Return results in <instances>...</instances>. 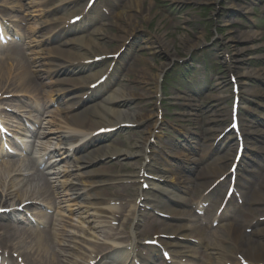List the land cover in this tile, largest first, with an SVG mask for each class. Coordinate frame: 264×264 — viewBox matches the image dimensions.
I'll return each mask as SVG.
<instances>
[{"label": "bare ground", "instance_id": "6f19581e", "mask_svg": "<svg viewBox=\"0 0 264 264\" xmlns=\"http://www.w3.org/2000/svg\"><path fill=\"white\" fill-rule=\"evenodd\" d=\"M153 7L154 5L152 2L146 5L144 3V0H131L126 4L121 13L115 16L114 21L110 24V27L108 29H102L98 32L99 36L101 37V41H96L91 38H83L81 40H75L74 42L79 43L86 49H91L93 47L99 49L100 51H103V54L106 55L116 53V51L118 50V46L112 49L108 47L107 43L112 41H116L118 43L119 41H123L125 38H128L129 34L132 35L133 33H135L139 24L141 23V18L144 21H149L152 18L151 11ZM111 27L112 29H110ZM256 38V33H249L245 31H239L236 38H230L232 42H236L232 54L234 60L233 62L236 63L241 61V59L243 60L244 53H246L248 49L253 47H240L238 46V44L241 45L242 43H251L254 42ZM181 40L182 43L186 45V47L192 48L198 45V40H196L197 42H193L186 35L182 36ZM154 42L155 41L150 42L149 47L151 45L153 46ZM189 42H191V44H189ZM56 52L59 56H63L70 60L77 58L76 53L71 50H56ZM9 54L12 60L16 63L17 70H15L13 73L12 69L6 65L5 61L0 59V93L5 92V94H13V92L20 90L18 89L19 85H31L33 82H35V78L38 76L37 74H35V71H33L30 66L31 60L22 57L19 53L15 51H11V53ZM169 55L171 56V58L176 57V54L171 51ZM166 65L167 64H164L159 67V70H157V72L155 73H152L150 71V66L147 64L137 67L135 65L132 67L131 73H133L134 80L135 82L139 83L140 88H143L144 90H149V88L152 87L153 80L155 82L158 81ZM31 75H33L34 78ZM238 75L239 77H241V80L245 82L251 76L260 77L261 73L259 70L256 69L247 72L238 71ZM223 83L224 82L219 84L220 88L224 87ZM247 92L250 95H254L251 89L247 90ZM144 94L145 93L136 92L134 88H129L126 90L125 94H117L116 98L108 101V103L118 101L122 103L121 105L127 106L131 103H135V100L137 98L143 97ZM214 97L215 101H221L224 100L225 96L218 93L214 95ZM134 105L137 104L135 103ZM249 111L250 108L247 107L245 109V115H248ZM150 115V113L148 114L147 112L142 110H114L108 108L105 105H98L80 114L73 113V116L71 118L73 119L72 125H74L75 128L80 130L81 128H85L86 130L94 128L93 131H95L98 128L102 127L100 125L103 124L102 121L104 119L109 120L108 123H112V126L114 124L130 125L141 123L144 120L151 122ZM212 120L214 119H210L209 122H211ZM160 126H162V123H160L159 120H156L153 123L152 129L148 130L147 138L146 140H144L143 143L146 148L151 146L150 139L155 136L154 131ZM253 133L261 134L262 137H264V131L258 130L254 131ZM212 138H209V143L205 148L204 154L211 150L213 145ZM121 153L122 151L117 147L109 148L108 146H99L93 151H91L90 155L87 158L80 159V166H84V164H93L97 161H100L101 159H107L108 157L112 156V154L120 155ZM181 153V150H179L176 154L179 155ZM248 154L252 156L251 152H248ZM149 157H151V155H149ZM201 158L203 159L204 157ZM223 159H225V157ZM142 166L143 167L141 168L147 169L146 165ZM218 166V164L214 163L213 168L216 167L215 169L211 171L202 170V172H200L197 177L215 174L217 173V171L221 172L225 168V166ZM3 169H6V167L0 169V206H13L15 205V203L18 204L17 202H24L38 198V192L42 187L45 186V182L42 181V178H40L39 176L36 178H29L28 183H30L31 188L16 192L15 190L17 189V187L24 184L25 179H18V177L15 176L17 171L11 172V174H9L8 171H5ZM182 172L183 169L181 167H178L174 171V173H176L177 175V178L179 179L182 176ZM11 175H14L15 177L10 179ZM103 178L105 180H108L110 179V175H104ZM180 182L182 183L181 185H179L180 187L187 185V182ZM92 183L97 184L98 182L92 180ZM207 184L208 183H203L193 191L195 198L201 197L200 188H205ZM251 192V203L264 204V177L262 180H259L257 188ZM256 210L257 209H254L252 210V212L243 211L242 217L236 218L234 222L227 227V232H225L223 237L220 239L221 246L224 247L226 250V252H224V256H229L234 260V252H236L241 254L247 261H250L252 263L264 262V229H254L253 237L246 236L245 233L242 231L243 225L247 223L252 224L251 221L253 217L251 216ZM86 214V220H88V222H90L89 219L92 217L95 219L93 221L94 224H111V221L116 219L112 216L108 217L105 214L90 215L88 212H86ZM82 225L84 226V228H86L84 224ZM87 228L89 229V235L95 237V239H98V234L91 232V230H95V226ZM7 230H9V227H7ZM163 231H168V229H163ZM5 237L7 239L8 237H15V241L18 244L17 247H15V250L18 251L23 257L25 256L29 264H89L90 260L97 258V255L99 253H101L102 251L105 252L106 250H108V248L113 249V252L108 254L112 256H116L117 254L121 253L125 254L127 252L126 248H119L113 245L115 240L114 238H119V234L113 231L107 234V240H110L112 242L111 245L106 248H103L102 250L99 248H97L96 250H91L90 247H87L85 248L87 250V253L82 252V245L78 244L79 242L76 241L74 238L65 236L64 238L58 240L57 234L54 233L46 232L45 234H41L32 231H27L25 230V228L15 227L8 231ZM83 240H85V238ZM93 253L96 254L95 257H92ZM128 253L130 255L129 251ZM209 263L214 264V261L211 260L209 261ZM220 264H223L222 260ZM238 264H240V262H238Z\"/></svg>", "mask_w": 264, "mask_h": 264}, {"label": "rangeland", "instance_id": "374dc122", "mask_svg": "<svg viewBox=\"0 0 264 264\" xmlns=\"http://www.w3.org/2000/svg\"><path fill=\"white\" fill-rule=\"evenodd\" d=\"M243 1L247 2L253 13L239 12L242 14V17L240 18V16H237L235 12V7L240 3V0H144L146 5L152 2L154 7L151 11L152 18L149 21H144L142 18L140 19L141 23L139 24L136 32L137 37H135L132 41L133 43H137V46L141 45V47H145L143 43H147V49L143 51V53L140 55L141 57H139L136 61V67L147 64L150 66V71L152 73L157 72V70H159L158 68L164 64H167L165 66V68L168 67L167 69L173 68V66L182 59L186 61H188L190 58L194 59L195 54H197L201 48H199V46L202 42L203 48L207 49V54L213 58L215 57L216 59H221L226 49H228L231 54L236 42H232L230 38H236L238 30L252 33V27L258 21V19L262 18L264 15V0ZM254 10H258V16L256 15L254 17ZM239 23H241L240 26ZM108 28L103 29L106 30ZM110 29H112V27ZM185 35L188 36L193 42L198 40V45L192 48L186 47V45H184L181 40V37ZM100 38L101 37L98 35V37L93 40L101 41ZM152 41L155 42L153 46L151 45L149 47V44ZM189 44H191V42H189ZM107 45L109 48L114 49L118 46V43L116 41H112L107 43ZM238 46H253L244 54L243 60H241L239 65V69L245 72L253 68L264 70L263 31L262 35L257 37L254 42L245 44L242 43L241 45L238 44ZM91 49L95 50V52H90L88 57H91L92 55H104L103 51H100L99 49L94 47ZM169 50L176 54L175 58H171L169 55ZM194 62H197V60H194ZM226 68L227 66L224 65V67L220 69V74L222 73V77L228 81L227 72L225 71ZM261 76L262 78L252 76L253 78L248 80V85L254 88L255 92L257 93L256 98H251L252 100L250 102L253 113H262L264 116V109L259 107V105L264 106V75L262 74ZM124 84L130 88H134L138 93H145L141 98L152 97L150 94L154 93V90L156 89V82L154 80L152 87H150L149 90L140 88L139 83L135 82L134 80L133 73L128 75ZM209 87L211 89L213 84H208V88ZM173 88H176L180 91L187 90L184 84H176ZM168 89V93L170 94L172 89L171 87H168ZM229 90V87H225L223 89V93L228 94ZM175 103L176 101H168L170 115H177L180 112V109L175 110ZM206 104L210 107L216 103L212 102L211 97H207ZM229 104L230 99H227L221 105L225 107ZM136 109V105L130 104L128 108H115L114 110L133 111ZM221 122L222 120L214 123L212 125L213 129L220 130L223 126ZM260 125H262V127L259 128L264 129V121L260 122ZM253 126V124H250L249 129L252 130ZM197 132L200 134L201 130ZM133 134H135L134 131L128 130L126 134H122L119 137L115 136L113 139L114 144L128 149L129 140L130 138L134 137ZM139 137H142V135H139ZM135 159L136 158L128 160ZM128 160L126 158H119L110 160L104 164L105 169H108L112 171V173L116 174V179L110 183L113 185H118L120 182H122V180H119L118 177L120 175L124 176L128 173V170L125 169V166H130L131 164H127ZM212 256L215 260H219L220 254L217 250H213Z\"/></svg>", "mask_w": 264, "mask_h": 264}]
</instances>
